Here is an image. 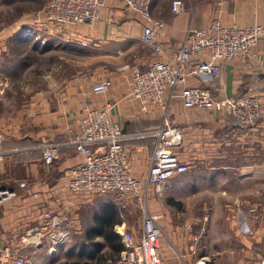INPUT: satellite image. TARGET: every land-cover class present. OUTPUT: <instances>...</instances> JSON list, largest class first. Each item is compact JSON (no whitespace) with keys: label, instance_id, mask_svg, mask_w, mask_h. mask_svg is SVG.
I'll list each match as a JSON object with an SVG mask.
<instances>
[{"label":"crops","instance_id":"obj_1","mask_svg":"<svg viewBox=\"0 0 264 264\" xmlns=\"http://www.w3.org/2000/svg\"><path fill=\"white\" fill-rule=\"evenodd\" d=\"M21 1L0 0V13L1 7L11 10ZM24 1L32 4L29 0ZM170 1L150 0L148 8L153 18L162 21V26L154 27L153 40L162 44L163 56H169L177 47L188 23L203 27L213 17L226 25L236 23L246 27L264 23V0H183L184 8L179 12L170 10ZM42 5V1L37 3L33 10ZM30 10L32 7L20 6L15 12L4 14L9 18L11 14L19 15L17 21L9 18L0 21V66L8 55L7 64H14L15 68L24 62L21 67L25 71L21 74L27 79L24 88L10 91L23 96L11 106H4L6 97L0 79V131L5 151L0 159V188L13 192L12 196L0 200V264H6L3 256L16 253L28 258L29 264H60L72 252L75 257L74 248L69 252L73 245L71 241L55 246L44 237L39 243L30 244L23 239L26 229L36 223V212L46 208L61 210L65 197L72 199L68 216L71 237L82 231L85 206L91 205L96 197L111 199L120 210L127 209L133 202L131 196L119 199L114 192H69V169L85 159L68 143L71 134L63 128L64 123L75 128L76 118L84 105H99L107 100L113 103L109 114L111 120L131 134L157 128L162 118L158 108L150 112L139 109L137 101L128 93L131 68L134 65L146 67L154 57L151 48L141 42L145 21L138 13L130 10L122 0H105L93 23L79 21L57 29L51 22L40 24L33 39L39 36L54 43L58 38L80 41L88 47L103 49L98 54L119 59L114 65L113 61H106L109 66L101 72L94 70L95 74H85L77 68L66 72L59 65L61 70L58 66L56 71L41 70L40 63L31 62L27 54L18 61L12 57V45L24 49L38 47L39 50H32L36 54L37 51L40 54L48 51L46 46L40 47L34 40L31 45V37L18 29V26L29 24L26 13ZM203 57L207 55L203 54ZM219 64V77L189 75L187 84L207 86L220 98L256 93L264 100L263 40H257L251 55L222 59ZM102 77L110 78V87L104 93L93 94L91 84ZM169 108L168 121L183 130L181 144L170 151L188 166L185 172L190 174L197 225L194 234L183 236L181 230L188 224L170 222V214L177 203L172 195L175 192L181 194L188 186L184 185L182 174L185 172L169 179L165 202L158 201L153 193L149 195L150 211L157 215L156 221L165 228L167 236L173 237L172 245L167 243L166 246L164 242L159 245L162 264H208L210 245L220 243L218 233L221 228L226 230L222 233L226 238L221 241L226 245L213 248V264H219L218 261L225 258L233 259V264H258V260L264 258V115L253 123H236L227 109L185 108L178 97L172 100ZM48 142L59 147L53 161L46 165L43 147ZM123 142L129 172L142 179L150 160L152 137L128 138ZM207 195L208 206L204 200ZM115 224L126 225L122 220ZM184 237L189 240L193 237L195 243H185Z\"/></svg>","mask_w":264,"mask_h":264},{"label":"built area","instance_id":"obj_2","mask_svg":"<svg viewBox=\"0 0 264 264\" xmlns=\"http://www.w3.org/2000/svg\"><path fill=\"white\" fill-rule=\"evenodd\" d=\"M122 1L145 21L140 39L154 55L148 66L134 65L131 68L128 93L137 101L139 109L150 112L158 108L162 111V118L157 128L131 134L111 120L109 114L113 103L110 100L99 105H84L76 118L75 128L63 124V128L71 134L68 143L85 159L69 169L67 187L74 194L114 192L119 199L131 196L140 209L141 225L137 238L125 225H114L123 244L118 262L162 264L158 249L163 230L156 221L157 215L150 211L148 197L151 193L156 197L164 194L169 179L188 170L187 164L170 151L181 144L183 130L168 121L169 106L178 97L185 108L227 109L234 122L244 124L253 123L264 115V100L256 93L220 98L207 86L187 84L189 75L219 77L222 59L251 55L257 40L264 41V23L246 27L236 23L226 25L217 17L211 18L203 27L188 23L177 47L169 56H163L162 44L153 40L154 27L162 26V21L150 14V0ZM104 3L105 0H46L40 9L31 13L29 24L18 26V29L36 33L40 24L46 22H51L56 29L79 21L93 23L99 17V7ZM183 8V0L170 1L171 11L179 12ZM203 54L207 57L204 58ZM110 85V78L102 77L91 84L90 91L101 94ZM134 137H152L154 141L142 179L134 177L128 170L123 141ZM58 147L56 143L44 144L43 160L46 165L53 161ZM4 155L0 131V159ZM12 195V191L0 188V200ZM71 206L72 199L65 197L61 210L46 208L37 211L34 217L36 223L26 229L24 242L39 243L44 237L55 246L68 243L71 239L68 220ZM2 259L6 264H29V259L21 253L5 255ZM258 264H264V258H260Z\"/></svg>","mask_w":264,"mask_h":264},{"label":"rangeland","instance_id":"obj_3","mask_svg":"<svg viewBox=\"0 0 264 264\" xmlns=\"http://www.w3.org/2000/svg\"><path fill=\"white\" fill-rule=\"evenodd\" d=\"M30 3L32 4H27L24 0L21 2H18L16 4L15 7H13L11 10H4L5 7H1L2 11L0 13L1 16L0 17V21H5L6 19L9 18V16L4 17V14H8V12L13 13V11L15 12V9L19 8L20 6H24L27 5V9H31L29 13H26L27 18L31 20V13L36 11L37 9L33 10V8L35 7V5L39 2H43V4L45 3L46 0H29ZM40 9V8H39ZM1 10V9H0ZM19 15H14L9 18V20L11 21H17L19 19L18 17ZM23 27V26H20ZM35 33H30V34H26L27 36L31 37L29 41H31V45L33 44V42L35 41L37 44H40V47L43 46L46 48V50L48 51H44L43 53L41 52V54L39 53V51H37L38 53H34V51L32 50H36V48L38 49V47H32L29 48H23L22 46H18L15 47V45H12L13 47L12 50H14V52H11L12 57L14 56V58H16L18 61V59H21V57H23V55L27 54V57L30 58L31 62H37L40 63V65H38V67L42 70L43 68L47 69L48 71L54 70L56 71V67L59 65L60 67L63 66L67 71L73 70L74 68L76 69H80L81 73H92L95 74L93 71H103L106 67L109 66L108 62L109 61H113V65L116 64V62H119L118 58H113L111 56H103L101 54H98L100 51V53H102L103 49L98 50L97 48L94 47H88L87 45L81 43L80 41H70L68 39L65 38H58L57 43H54V41H51L48 39V42H46V40H43V37L39 38V36L36 39L32 38V35ZM36 37V36H35ZM34 40V41H32ZM47 43V44H43L42 43ZM53 42V44L51 43ZM30 45V46H31ZM16 48V50H15ZM35 48V49H34ZM39 50V49H38ZM10 54V53H9ZM7 57L5 56V60L2 61L1 66H0V79H2V83H1V88L3 89V95L6 97L4 98V106H11L12 104L14 105L19 99H21L23 96L19 95V93L15 94L14 92H10L11 90L15 89V88H24L25 87V83L27 81V79H25V77L22 75L24 73V69L23 66L24 62H22L20 65L18 64L16 66V68L14 67V64H7ZM27 60V59H26ZM108 61V62H106ZM1 62V61H0ZM106 62V63H105ZM58 66V68L60 69V67ZM61 70V69H60ZM27 72V71H26ZM22 73V74H21ZM56 74V72L54 73ZM11 93V94H10ZM185 177V182L184 185H188L186 187H184V190H182V193H177L175 192L173 196V198L175 201H177V203H175V207H173L172 212H171V216H170V222H172L173 224L176 223H181V224H186L187 226L184 225V228L186 229H182L181 230V234L183 236H185L188 233H192L194 234L196 231V221H195V207L193 205V196L191 193V189H190V174L189 173H183L182 174ZM182 180L184 181V178L182 177ZM168 185V184H167ZM167 188V186H166ZM166 190V189H165ZM167 191V190H166ZM166 191L164 192V194L160 195L158 198V201L162 200L163 202H165L166 200V196L168 195L166 193ZM105 198H110L109 196H104ZM179 197V198H178ZM126 198V197H125ZM96 200L93 201V203L90 205H86L85 207L86 209V214H85V219L82 221V231L79 234H75L74 236L71 237L70 241L73 245H71L69 252L71 253L72 248L75 249V257H74V252H72V254H70L69 256H67L68 261H73L74 260H80L83 259V257H77V253H76V247L79 248V245L81 244V239L85 233V230L89 229L92 224L90 223L89 219H90V215L92 214V212L94 211L96 205L102 200L101 197H96ZM205 200V204L208 206V203L210 202L209 200V196H205L204 197ZM122 210V217L120 219V221H124V223L126 224V228L131 229V231H133V233L135 234L136 238L138 237V231L140 228V209L137 206V204L133 201L129 204V206H127V209H121ZM84 211V210H83ZM165 215V212H164ZM165 217V216H163ZM89 218V219H88ZM165 219V218H164ZM223 221V220H222ZM90 226V227H89ZM189 228V229H188ZM191 228V229H190ZM162 236H161V240L160 243L163 242L165 243V245L167 246V243H169L170 245H172V236H167V232L165 230V228L162 226ZM224 229L221 228V230L219 231L220 233H218V235L220 236V243L215 244V245H210V252H209V262L208 264H213V256H212V250L213 248L215 249H219L222 247H225L226 244L221 243L222 239L223 241L225 240V238H223L224 236L222 235L225 234ZM170 234V232H169ZM195 237V235H194ZM185 238V243L188 242H193L195 243L196 239L190 238ZM218 241V240H217ZM68 244V243H67ZM70 244V243H69ZM61 246V245H60ZM69 246V245H68ZM68 246L65 248V250L68 248ZM105 251V250H103ZM182 252V251H181ZM197 251L194 250V256H196ZM69 258H71L69 260ZM182 259V257H181ZM194 259V258H193ZM192 259V261H193ZM233 259H229V258H225V260H220L218 261L219 264H233ZM63 262V261H62ZM115 264H119L118 260L115 262Z\"/></svg>","mask_w":264,"mask_h":264},{"label":"trees","instance_id":"obj_4","mask_svg":"<svg viewBox=\"0 0 264 264\" xmlns=\"http://www.w3.org/2000/svg\"><path fill=\"white\" fill-rule=\"evenodd\" d=\"M121 210L110 199H102L95 207L88 229L79 248L76 247L80 260H63L60 264H115L123 248L120 234L114 230V224L120 222ZM105 250V251H103Z\"/></svg>","mask_w":264,"mask_h":264},{"label":"water","instance_id":"obj_5","mask_svg":"<svg viewBox=\"0 0 264 264\" xmlns=\"http://www.w3.org/2000/svg\"><path fill=\"white\" fill-rule=\"evenodd\" d=\"M236 96V95H235Z\"/></svg>","mask_w":264,"mask_h":264}]
</instances>
